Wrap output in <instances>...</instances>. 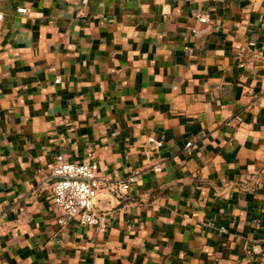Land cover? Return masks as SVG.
<instances>
[{
    "label": "crops",
    "instance_id": "0c3cea01",
    "mask_svg": "<svg viewBox=\"0 0 264 264\" xmlns=\"http://www.w3.org/2000/svg\"><path fill=\"white\" fill-rule=\"evenodd\" d=\"M0 14V264H264V0ZM60 155L138 174L99 197L105 234L60 222Z\"/></svg>",
    "mask_w": 264,
    "mask_h": 264
},
{
    "label": "built area",
    "instance_id": "2783aa9c",
    "mask_svg": "<svg viewBox=\"0 0 264 264\" xmlns=\"http://www.w3.org/2000/svg\"><path fill=\"white\" fill-rule=\"evenodd\" d=\"M17 12L26 14L27 8L19 7ZM2 14H0V20ZM201 23L208 22V16H202ZM59 82V79L56 80ZM154 143V140H150ZM157 147L161 146L156 142ZM191 146L190 143L187 144ZM91 156V154H88ZM50 168L52 182L53 205L62 213V223L75 220L82 226L93 227L99 234H105L110 225V216L97 207L98 198L106 191H128L138 181V174L128 176L123 182L113 184L108 178L99 174V165L95 162L70 163L63 156H57ZM155 171H161L159 163L153 165ZM49 179V178H47Z\"/></svg>",
    "mask_w": 264,
    "mask_h": 264
},
{
    "label": "water",
    "instance_id": "95a60500",
    "mask_svg": "<svg viewBox=\"0 0 264 264\" xmlns=\"http://www.w3.org/2000/svg\"><path fill=\"white\" fill-rule=\"evenodd\" d=\"M99 200H100V199L98 198V201H97L98 203H99Z\"/></svg>",
    "mask_w": 264,
    "mask_h": 264
}]
</instances>
